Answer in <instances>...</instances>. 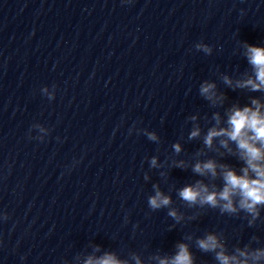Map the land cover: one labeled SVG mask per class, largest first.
<instances>
[{"label": "clouds", "instance_id": "9594fccd", "mask_svg": "<svg viewBox=\"0 0 264 264\" xmlns=\"http://www.w3.org/2000/svg\"><path fill=\"white\" fill-rule=\"evenodd\" d=\"M246 48L247 58L255 69L256 77L255 80L250 78L243 82H238L237 86H250L253 90H259L264 87V47L247 45ZM205 51H210V49L205 47ZM225 83L231 84V81L225 78ZM214 88V84H205L201 87L200 91L202 95H205L208 99H212V96L215 95L213 92ZM253 104L257 105L255 111L248 107L233 109L228 120L230 129L217 130L213 128L209 130L205 138V143L208 146H211L213 138L218 136L226 135L230 140L235 141L241 151L242 158L247 163V168L243 169L244 175L237 176L233 170L224 171V187L220 192H209L206 186L199 183L197 185L185 186L179 192L180 197L184 201L195 203L197 200H200L202 204L207 203L212 207H217L218 203L223 201L221 211L233 213L237 210L234 207L233 197L238 196L240 198L239 208L246 210L254 218L259 215L257 205H264V151L261 148H257L255 143L259 141L264 145V115L259 111L258 102L253 101ZM198 134L197 130L191 135L194 137ZM150 139H156V137L150 135ZM222 143L227 146L225 141H222ZM176 150L179 151L178 145L176 146ZM152 163L155 164V159H153ZM193 171L201 175L207 171L215 176L216 165L212 161L206 162L203 165L197 163ZM250 171L255 174V179L249 176ZM170 202V198L162 195L160 191H156V194L149 198V206L152 209L168 206ZM169 215L175 217L176 213L175 211H171ZM198 245L204 251L215 250L219 247L217 239L213 235H208L206 239L199 240ZM178 247L179 251L171 261L161 260L160 264H193L188 247L185 244H180ZM240 255L246 256L247 253L241 252ZM252 255L253 259L258 260L264 257V251H257ZM217 259L222 264H229L230 260L234 261L235 264H247L246 260L239 261L236 257H227L223 252L217 254ZM86 264H121V262L117 261L112 255H106L95 261L90 258Z\"/></svg>", "mask_w": 264, "mask_h": 264}]
</instances>
